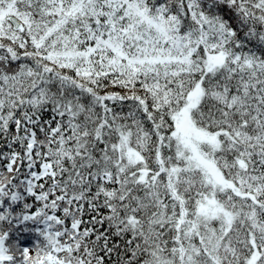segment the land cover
Wrapping results in <instances>:
<instances>
[{
    "label": "snow or ice",
    "instance_id": "1",
    "mask_svg": "<svg viewBox=\"0 0 264 264\" xmlns=\"http://www.w3.org/2000/svg\"><path fill=\"white\" fill-rule=\"evenodd\" d=\"M0 264H264V0H0Z\"/></svg>",
    "mask_w": 264,
    "mask_h": 264
}]
</instances>
